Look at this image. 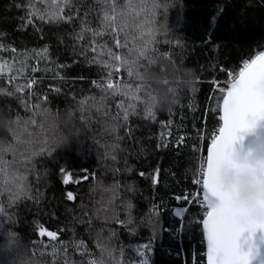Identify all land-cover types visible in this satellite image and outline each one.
Returning <instances> with one entry per match:
<instances>
[{
    "label": "trees",
    "instance_id": "16d2710c",
    "mask_svg": "<svg viewBox=\"0 0 264 264\" xmlns=\"http://www.w3.org/2000/svg\"><path fill=\"white\" fill-rule=\"evenodd\" d=\"M155 2L159 7L150 25L155 29V40L140 62L144 81H130L134 86L141 84L143 102L130 116L128 124L134 132L132 137H126L124 128L116 133L107 130L106 117L95 108L91 109V119H82L78 104L86 97L99 99L102 92L92 81H101L108 71L101 63L91 62L94 57L107 59L99 54V48L96 53L91 51V33H84L83 40L76 39L82 19L91 28L101 30L98 0H71L65 15L75 18L71 23L59 24L29 15L32 6L40 10L54 8L51 0H0V63L15 65L11 72L5 68L0 73V89L5 90L0 91V140H11L9 127L17 116L31 115L21 103L20 94L8 96L5 92L14 91L16 83L24 84L26 78L34 76L42 78L31 90L35 95L23 98L34 105L39 102L37 96H48V102L41 103V107L50 112L44 121V135L51 148L33 157L26 166H18L27 177L31 198L6 207L11 220L0 216V264L12 259L6 248L8 233L34 254L36 264H82L89 257H82V250L75 247L79 241H84L98 258L97 233L112 248L123 246L126 256L133 259L137 258V246L149 244V264H205L201 225L193 222L202 219L204 209L188 207L187 215L180 218L184 222L180 240H175L172 229L180 219L174 214L175 208L168 205L175 204V195L190 193L200 158L205 156L211 135L220 126V113L215 109L221 94L212 92V82L219 81V86L224 87L229 72H238L245 59L264 50V0ZM30 18L33 24L27 23ZM134 34L139 39V33ZM95 40L97 45L107 44L114 51H123L114 48L108 34ZM85 47L86 55H80ZM21 67L22 75L17 71ZM34 67L39 71L32 72ZM13 75L19 78L9 84ZM119 76L128 79L126 72ZM50 85L60 92L52 91ZM151 98H155L154 120L145 115L146 105L153 102ZM116 100L110 101L113 112ZM206 110L210 114L206 115ZM83 115L87 116V111ZM37 120L40 122L41 117ZM117 135L122 138L121 150L113 153L116 160H112L105 153L111 151L108 146L116 142ZM181 136L184 141L177 146ZM158 144L167 146L158 148ZM7 159H12L11 154ZM61 168L65 169L63 173ZM157 168L159 183L154 185ZM141 172L145 176H140ZM85 175L88 180H82ZM114 183L119 184L113 201L115 215L126 221V205L130 202L131 223H117L111 216L106 219L103 213H95L112 197L106 189ZM68 191L73 192L75 200L67 199ZM7 201V194L0 196V203ZM41 227L58 232L57 241L39 240L36 230ZM110 230L115 231V236L109 241Z\"/></svg>",
    "mask_w": 264,
    "mask_h": 264
},
{
    "label": "snow or ice",
    "instance_id": "6c2138e0",
    "mask_svg": "<svg viewBox=\"0 0 264 264\" xmlns=\"http://www.w3.org/2000/svg\"><path fill=\"white\" fill-rule=\"evenodd\" d=\"M40 2L47 3L48 0H40ZM98 3L101 30L91 28L86 20L82 19L81 31L76 34V39L83 40L84 33H91L93 37L90 42L91 51L96 53L99 48V54L107 56V59L99 60L94 57L91 62L101 63L108 71L101 81H92L102 92L99 99L86 97L78 102L82 112L81 118L91 119V109L95 108L98 113L106 117L107 130L116 133L119 128H124L125 136L132 137L134 129L128 121L131 115L136 114L137 104L143 101L140 95L141 84L137 83L134 86L130 81L132 78L140 82L144 81V74L140 71L143 65L140 62L152 50L150 45L155 40V29L150 25L159 5L155 0H124L123 4L120 0H98ZM51 5L55 7L44 10L32 6L30 17L36 16L42 21L47 19L50 24L71 23L74 20L73 15H65V7L71 5V0H51ZM87 15L88 13L85 12L84 16ZM27 23L33 24V19H28ZM137 32L139 39L134 34ZM105 34L111 37L115 49L123 51H114L107 44L97 45L95 37H102ZM15 51L12 49V52ZM43 51L46 53L47 48L45 47ZM87 51L88 47H85L80 55H86ZM13 67L14 64L4 61L0 63V73H3L5 68L11 72ZM17 71L22 75L24 68L21 67ZM36 71L39 69L32 68V72ZM121 72H126L127 80L119 76ZM114 75L115 80H113ZM228 75L229 79L224 87L219 86V81L212 82L214 85L212 92L221 94L215 110L220 113L218 123H222L212 133L206 156H201V163L192 180L199 191L195 194L184 191L183 195H175L173 198L176 201L186 202L184 208L175 210V215L186 216L188 207L204 209L202 219L193 222L202 224L203 237L206 241V264H264V152L261 151V148H264V51H260L251 59H245L238 72H229ZM18 78L17 75H13L8 83L13 84ZM26 79L27 82L24 84L16 83L14 91L5 92L8 96L20 94L26 112L31 113L26 118L17 116V119L11 122L9 127L11 140H0V196L4 194L8 196L6 204L0 203V216L5 220L12 219L6 211L7 206L21 199L31 198L28 195L31 188L27 183V177L19 171L18 166H26L33 157L51 151L44 135L47 130L44 121L49 118L50 112L41 107V103L48 102V96L46 94L37 96L39 102L34 105L23 98L27 95L30 99L35 95L31 90L42 78L32 76ZM49 87L52 91L60 92L59 88L52 85ZM0 91L5 90L0 89ZM117 97L121 99L116 100ZM151 99L153 102L146 105L145 115L154 120L155 98ZM208 99L211 100L212 97ZM111 100H116L115 112L112 111ZM86 111L87 116L83 115ZM207 114H210L209 110H206ZM37 117H41L40 122ZM42 136L44 139H41ZM115 139L116 142L108 146L111 151L105 153L106 156L110 155L112 160H116V155L113 153L121 150L119 141L122 138L117 135ZM183 141L184 137L181 136L177 146ZM38 144L41 145L39 148H37ZM162 146L167 145H157L158 148ZM9 154L12 156L11 160L7 159ZM225 169H230L234 173L231 184L224 183ZM60 171L63 173L65 169L61 168ZM139 175L143 177L145 173L141 172ZM88 178L87 175L82 177L83 180ZM158 183L159 168L153 177V184ZM118 190V183L106 189L113 195L104 206L96 208L95 213L97 215L103 213L106 219L111 216L117 223H131L130 202L126 205L129 212L126 221H120L115 215L113 201ZM66 196L69 201L76 198L71 191H68ZM153 207L155 209L157 206ZM180 227H184L183 220ZM7 235L9 240L6 248L12 254V259L7 260L6 264H36L34 254L22 248L15 241L14 234ZM39 236H47L52 241H57L58 232L41 227ZM113 236L115 231L110 230L107 239L110 241ZM75 247L82 250V257H89L82 264H149L146 256L149 244L134 249L136 259L127 257L123 246L119 249L112 248L99 233H97V247L100 249L98 258L87 249L84 241L76 242ZM64 251L67 253L66 247ZM117 252L119 255L116 254Z\"/></svg>",
    "mask_w": 264,
    "mask_h": 264
},
{
    "label": "built area",
    "instance_id": "2783aa9c",
    "mask_svg": "<svg viewBox=\"0 0 264 264\" xmlns=\"http://www.w3.org/2000/svg\"><path fill=\"white\" fill-rule=\"evenodd\" d=\"M198 191H199L198 187H197L196 185L193 184V188L190 190V193L195 194V193H197ZM175 201H176V200H175ZM178 203H179V202H178ZM176 205H178V204H176ZM179 205H181V206L178 207V208H184V207L186 206V202H181ZM175 208H176V207H175ZM181 220H182V219L179 220V221H180L179 226L175 227V228H176L175 232L172 233V234H173V237L175 238V240H180V231H181V227H180V225H181ZM203 245H204V244H203ZM204 254H205V249H204ZM204 262H205V261H204Z\"/></svg>",
    "mask_w": 264,
    "mask_h": 264
},
{
    "label": "clouds",
    "instance_id": "9594fccd",
    "mask_svg": "<svg viewBox=\"0 0 264 264\" xmlns=\"http://www.w3.org/2000/svg\"><path fill=\"white\" fill-rule=\"evenodd\" d=\"M261 151L264 152V148H261ZM234 179V173L230 169H225L223 172V180L225 184H231ZM242 195L244 194L242 190Z\"/></svg>",
    "mask_w": 264,
    "mask_h": 264
},
{
    "label": "water",
    "instance_id": "95a60500",
    "mask_svg": "<svg viewBox=\"0 0 264 264\" xmlns=\"http://www.w3.org/2000/svg\"><path fill=\"white\" fill-rule=\"evenodd\" d=\"M261 51H264V50H261ZM260 52V51H259ZM259 52H257L256 54H258ZM255 54V55H256ZM254 55V56H255ZM253 56V57H254ZM220 123H222V122H220ZM247 146V145H246ZM206 150H207V146H206ZM205 156H206V153H205ZM83 180V179H82ZM177 208H175L174 209V214H175V210H176ZM176 216V215H175ZM177 217V216H176ZM177 218H182V217H177ZM201 225V231H202V224H200ZM43 228H45V227H43ZM40 229V228H39ZM39 229H37L36 230V232H37V235H38V237H39V240H42L43 238H46V239H48V240H51L49 237H47V236H44V237H40L39 236ZM45 229H47V228H45ZM48 231H53V230H50V229H47ZM202 236H203V232H202ZM58 237H59V234H58ZM203 244H204V249H205V264H206V241L204 240V237H203Z\"/></svg>",
    "mask_w": 264,
    "mask_h": 264
},
{
    "label": "rangeland",
    "instance_id": "374dc122",
    "mask_svg": "<svg viewBox=\"0 0 264 264\" xmlns=\"http://www.w3.org/2000/svg\"><path fill=\"white\" fill-rule=\"evenodd\" d=\"M181 202H182V201H180V202L178 203V201H175V204H178V205L172 204V205H168V207H169V208L180 207L181 205H179V204H180ZM172 230H173L172 232L174 233L175 230H176V228H173Z\"/></svg>",
    "mask_w": 264,
    "mask_h": 264
},
{
    "label": "bare ground",
    "instance_id": "6f19581e",
    "mask_svg": "<svg viewBox=\"0 0 264 264\" xmlns=\"http://www.w3.org/2000/svg\"><path fill=\"white\" fill-rule=\"evenodd\" d=\"M177 226H179V225H177ZM177 226H176V227H177ZM180 236H181V234H180Z\"/></svg>",
    "mask_w": 264,
    "mask_h": 264
}]
</instances>
